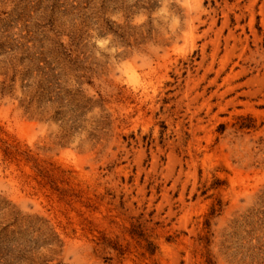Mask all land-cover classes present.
Wrapping results in <instances>:
<instances>
[{
    "label": "rangeland",
    "instance_id": "1",
    "mask_svg": "<svg viewBox=\"0 0 264 264\" xmlns=\"http://www.w3.org/2000/svg\"><path fill=\"white\" fill-rule=\"evenodd\" d=\"M0 264H264V0H0Z\"/></svg>",
    "mask_w": 264,
    "mask_h": 264
}]
</instances>
